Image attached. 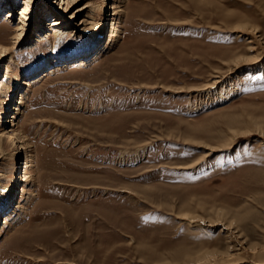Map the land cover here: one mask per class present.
I'll return each mask as SVG.
<instances>
[{
  "label": "rangeland",
  "instance_id": "obj_1",
  "mask_svg": "<svg viewBox=\"0 0 264 264\" xmlns=\"http://www.w3.org/2000/svg\"><path fill=\"white\" fill-rule=\"evenodd\" d=\"M85 2L0 0V264H264V0Z\"/></svg>",
  "mask_w": 264,
  "mask_h": 264
},
{
  "label": "bare ground",
  "instance_id": "obj_2",
  "mask_svg": "<svg viewBox=\"0 0 264 264\" xmlns=\"http://www.w3.org/2000/svg\"><path fill=\"white\" fill-rule=\"evenodd\" d=\"M62 2H64L65 5H67V8L69 7H74L76 6L79 2H81L82 0H61ZM113 2H116L117 0H112ZM92 0H86V2L84 3V5H82L81 7L79 6V8L76 9L75 11V14L77 13L78 15L79 14H87V11L91 9V11L94 9L92 4H91ZM115 4V3H114ZM122 7H113L111 5V7L109 9H111L113 12H116V13H113V14H110L111 17L113 18V21L115 20L114 16H118L119 14H121L123 11L121 9ZM67 10V9H66ZM20 11V21L19 23L16 25L14 31L17 32V33H20L23 31V21L27 20V16H28V2L25 1L24 5L19 9ZM107 12V11H106ZM19 14V13H18ZM74 14V13H73ZM8 16V19L10 18V15L7 14ZM59 17L54 20L49 26L51 28H54V31H59V38H56L58 42H61L62 40V37L66 34L67 31H69L72 27V22L69 21V20H66V24L64 25V20L66 19V16H64V14H60L58 15ZM109 17V16H108ZM85 23V21H84ZM84 25V24H83ZM87 25V23L85 24ZM94 25V24H92ZM95 26V25H94ZM85 28V27H84ZM79 29V28H78ZM20 34H17V37L16 39H19L20 38ZM114 35V34H113ZM103 43V40H101L100 38H95L94 40L90 41V47L88 49V51H85L83 52L82 54H80V57L84 59H87L89 54L94 51L95 49H98L101 47V45ZM8 55V52L4 51V50H0V62L4 61V59L6 58V56ZM79 56V55H78ZM71 56H65V57H61V58H55L54 60V63L55 62H63V61H66L68 60ZM51 62V61H50ZM50 62H47L46 64L49 65ZM80 64H82L83 66L85 65L83 61L80 62ZM46 66V65H45ZM35 75V74H34ZM8 77H5V79H7ZM224 80V79H223ZM30 81H23V82H19L16 84V88L15 90H18L21 88V85L23 86H29L30 84ZM219 82L217 83H214V85H217ZM13 102V101H11ZM11 110V105L10 107L8 108ZM14 110H17L16 108ZM10 112V111H9ZM9 122V121H8ZM10 123V122H9ZM12 124V123H11ZM14 126V125H13ZM7 141L11 142L14 140V136L12 134H7L6 137H4ZM18 151V150H17ZM206 157L209 156V154H206L205 155ZM2 158H0V161H1ZM12 192V191H11ZM11 198H9V201H10ZM8 201V203H9ZM233 247V246H232ZM232 247H228L229 249H232ZM234 248V247H233ZM228 250V249H226ZM229 252V251H228ZM255 252V251H254Z\"/></svg>",
  "mask_w": 264,
  "mask_h": 264
}]
</instances>
